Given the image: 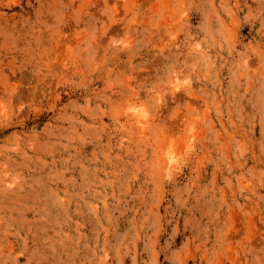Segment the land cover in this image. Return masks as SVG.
I'll use <instances>...</instances> for the list:
<instances>
[{
  "label": "rangeland",
  "instance_id": "obj_1",
  "mask_svg": "<svg viewBox=\"0 0 264 264\" xmlns=\"http://www.w3.org/2000/svg\"><path fill=\"white\" fill-rule=\"evenodd\" d=\"M0 264H264V0H0Z\"/></svg>",
  "mask_w": 264,
  "mask_h": 264
}]
</instances>
